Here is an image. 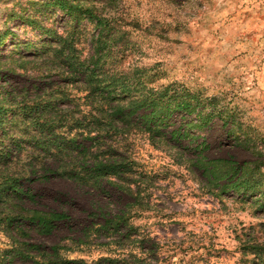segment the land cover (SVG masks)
Masks as SVG:
<instances>
[{"label":"rangeland","instance_id":"rangeland-1","mask_svg":"<svg viewBox=\"0 0 264 264\" xmlns=\"http://www.w3.org/2000/svg\"><path fill=\"white\" fill-rule=\"evenodd\" d=\"M40 1L0 0V34L8 32L0 48V91L21 95L15 104L22 95L36 98V88L49 91L65 84L55 73L39 76L59 70L35 56L34 47L25 48L29 42L43 43L41 30L29 23L38 19L43 26L72 35L79 55L96 54L110 76L128 73L149 87L169 86L213 99L224 118L216 113L210 124L205 156L239 164L257 158L264 162V0H76L83 12L73 15L48 9ZM87 11L98 16L100 24ZM13 53L25 60L17 61L20 56ZM72 89L64 88L72 97L81 95ZM184 119L192 118L176 112L167 136ZM117 137L123 156L133 162V188L142 197V209L134 207L128 226H122L124 232L134 226V238L123 241L122 234L106 231L86 236L94 223L103 225L106 218L129 208L133 199L126 193L106 182L105 191H95L48 174L27 185L39 207L65 210L71 218L59 223L51 236L33 234L32 240L68 245L70 250L62 252L65 258L89 264L131 253L141 257L154 242L157 254L146 257L147 264H260L249 247L264 245V209L242 195L212 188L191 161L197 157L198 142L184 139L171 149V144L153 146L142 132ZM81 142L90 145L80 137ZM24 147L31 149L30 144ZM254 149L262 156L253 155ZM61 161L50 157L44 165L57 167ZM95 211L99 215L93 219ZM142 235L152 239L144 250L132 243ZM8 247V238L0 232V252ZM0 264L37 263L15 259Z\"/></svg>","mask_w":264,"mask_h":264},{"label":"trees","instance_id":"trees-1","mask_svg":"<svg viewBox=\"0 0 264 264\" xmlns=\"http://www.w3.org/2000/svg\"><path fill=\"white\" fill-rule=\"evenodd\" d=\"M75 1L44 0L38 4L73 15L83 12ZM87 12L100 24L98 16ZM29 23L41 30L43 43L29 42L25 48L34 47L35 56L42 58L46 65L55 64L59 70L52 72L49 69L39 76L48 78L55 73L65 84L49 91L36 88L39 91L36 98L22 95L17 104L21 95L0 91V232L9 240V247L0 252V262L12 263L20 259L37 264H89L84 260L65 258L62 252L70 250L68 245H47L31 239L33 234L43 238L51 236L59 223L71 218L65 210L39 207L36 194L27 185L48 174L67 178L95 191H105L102 184L106 182L126 193L133 199L129 208L121 215L106 218L103 225L94 223L87 229L86 236L90 239L106 231L122 234L123 241L134 238V226L129 225L127 232L122 228L128 226L134 207L142 209V197L139 189L133 188V184H137L134 169L130 167L133 162L123 156L117 136L142 132L153 146L171 144V149L177 148L184 139L198 142L194 147L197 157L191 161L203 171L212 188L219 189L221 194L242 195L264 209V162L260 158L239 164L231 158L204 155L209 148L204 137L210 124L216 113L224 118L213 99L169 86L149 87L141 79L133 80L135 75L131 77L128 73L110 76L104 72L96 54L89 58L79 55L72 35L60 34L43 26L38 19H31ZM7 34H0V48L5 45ZM24 60L22 56L17 59ZM0 70H3L2 63ZM65 87L74 88L72 90L81 95L72 97ZM9 93L13 95L11 99H8ZM176 112L192 119H184L183 125L173 129L169 137L165 130L171 127L170 121ZM20 126L22 129L18 131ZM73 133L76 134L73 136ZM80 137L90 141V145L78 143ZM25 144H30L31 149H25ZM256 150L253 155L262 156ZM41 157L44 162L50 157L62 161L57 167H50L44 165ZM98 215V211L91 213L93 219ZM151 241L148 235H142L132 243L144 250V245ZM76 245L80 246V240ZM151 245L150 251H142L141 257L131 253L126 257L101 258L95 264H147V258L152 259L158 250L156 242ZM249 249L256 257L255 262L264 264V245L256 244Z\"/></svg>","mask_w":264,"mask_h":264}]
</instances>
